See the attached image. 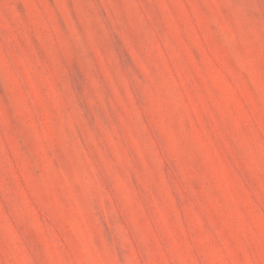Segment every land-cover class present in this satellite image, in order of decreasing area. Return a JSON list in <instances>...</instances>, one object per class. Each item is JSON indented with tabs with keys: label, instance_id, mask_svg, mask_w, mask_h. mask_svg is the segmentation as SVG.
Listing matches in <instances>:
<instances>
[{
	"label": "rangeland",
	"instance_id": "1",
	"mask_svg": "<svg viewBox=\"0 0 264 264\" xmlns=\"http://www.w3.org/2000/svg\"><path fill=\"white\" fill-rule=\"evenodd\" d=\"M0 264H264V0H0Z\"/></svg>",
	"mask_w": 264,
	"mask_h": 264
}]
</instances>
